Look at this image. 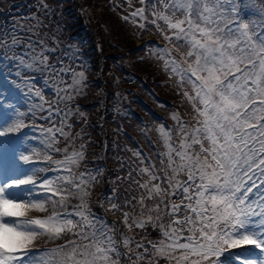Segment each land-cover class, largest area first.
Masks as SVG:
<instances>
[{
    "label": "snow or ice",
    "instance_id": "1",
    "mask_svg": "<svg viewBox=\"0 0 264 264\" xmlns=\"http://www.w3.org/2000/svg\"><path fill=\"white\" fill-rule=\"evenodd\" d=\"M138 3L121 19L137 36L158 34L164 46L145 48L191 114L159 124L156 163L134 152L139 164L116 178L124 192L99 201L119 223L92 210L103 169L81 168L87 142L82 128L73 134L87 123L73 106L87 88L83 63L57 55L37 16L26 30L0 29V264H220L230 249L242 250L235 264H264V0ZM30 125L42 148L19 147ZM38 238L55 246L34 250Z\"/></svg>",
    "mask_w": 264,
    "mask_h": 264
},
{
    "label": "trees",
    "instance_id": "2",
    "mask_svg": "<svg viewBox=\"0 0 264 264\" xmlns=\"http://www.w3.org/2000/svg\"><path fill=\"white\" fill-rule=\"evenodd\" d=\"M44 3L47 10L39 0H0V29L11 31L16 26L26 30L35 23L31 18L37 16L42 24L40 35L47 33L49 37L46 43L50 47L58 43L57 55L74 54L79 58L78 69L79 62L83 63L87 88L73 106L78 105L85 112L87 123L77 122L73 134L82 128L83 141L87 142L81 168L86 164L89 170L103 169L99 183L91 189L92 210L110 223L113 219L119 223V214L107 212V204L100 207L99 201L113 188L118 193L124 192L125 186L116 178L125 176L132 164H139L133 155L138 149L156 163L154 151L163 150L156 127L161 123L173 126L170 118L173 111L185 120L190 119L191 106L182 102L148 49H142L147 45L148 34L154 41L161 40L158 35L137 36L139 29L121 19V15L140 6L138 0H131L132 7L129 0H44ZM19 34L23 36L25 32ZM0 68L8 73L7 68L2 65ZM79 143L81 140L76 141L77 146ZM57 146L63 148L65 143ZM53 158L59 159L61 154L53 153ZM120 229L125 231L123 224ZM46 245L55 244L49 241Z\"/></svg>",
    "mask_w": 264,
    "mask_h": 264
},
{
    "label": "rangeland",
    "instance_id": "3",
    "mask_svg": "<svg viewBox=\"0 0 264 264\" xmlns=\"http://www.w3.org/2000/svg\"><path fill=\"white\" fill-rule=\"evenodd\" d=\"M134 10H135V8H133L132 11H134ZM154 37H156V36H154ZM145 38L147 39V42H149L148 39L151 38V34H148ZM135 45H138V44L135 43ZM156 45H159L160 47H163L164 46L163 41L161 43V40H160V42H157ZM142 49H143V47H142ZM25 134H27V136H25ZM17 136L20 137V139L18 141V145H19V147L21 149H29L30 150L34 145L37 146V147H41L42 148V146L39 144V142H38L37 139H29L28 138V137H38L39 136V133L37 131H33L32 130V126H29V127H26L24 129H22L21 132L18 133ZM13 139H15V137ZM37 161H42V158L39 159V160H37ZM46 163L49 164L51 162H46ZM22 166L25 167V168H31V167H33V165H31V164H29V165H22ZM36 166H38V162H36ZM44 175L45 174H43V173H38V176H40V177H43ZM47 175L51 176V175H54V173L49 172V173H47ZM30 215L38 216V215H43V213L33 212V213H30ZM115 220L116 219H113L112 221H115ZM48 242L49 241H47L46 238H38V240L34 244V250H38V251H41V252L44 251L46 249L45 247L48 246V245H45V244L48 243ZM235 250L236 251L230 252V253H226L225 252L220 257V264H231L230 262H228V260L226 258H228L229 260H232L233 259V254H235V253H241L242 252L241 249H235ZM233 263H235V261H233Z\"/></svg>",
    "mask_w": 264,
    "mask_h": 264
}]
</instances>
